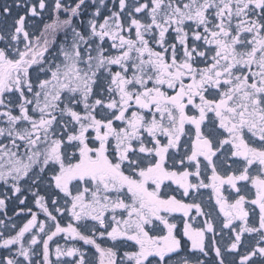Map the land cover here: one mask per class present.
<instances>
[{
    "label": "snow or ice",
    "instance_id": "1",
    "mask_svg": "<svg viewBox=\"0 0 264 264\" xmlns=\"http://www.w3.org/2000/svg\"><path fill=\"white\" fill-rule=\"evenodd\" d=\"M0 17V264H264V0Z\"/></svg>",
    "mask_w": 264,
    "mask_h": 264
},
{
    "label": "flooded vegetation",
    "instance_id": "2",
    "mask_svg": "<svg viewBox=\"0 0 264 264\" xmlns=\"http://www.w3.org/2000/svg\"><path fill=\"white\" fill-rule=\"evenodd\" d=\"M66 2H67V0H66ZM114 2V0H106V3H108L109 4V6H111V4ZM5 3H7V4H9V5H12L13 4V0H0V5H3V4H5ZM88 3H91V0H88ZM14 12H15V9H14ZM3 23H4V19L2 18V17H0V26H2L3 25ZM8 23H11V18H9L8 19ZM17 202H13V204L12 205H10V207H9V214H7L8 216H11V217H13V223H16V224H22L28 217H26V216H23V215H21L19 218H16L14 215H13V213L15 212V210H16V208H15V204H16ZM29 204H31L30 206L31 207H33V210L35 211L36 209H35V207H34V205H32V202H31V198H29V202H28V206H29ZM4 218V216H3V214H0V219H3ZM43 219V218H42ZM180 228L182 229V223H180ZM61 243H63V240L61 239V241H60ZM81 244H82V242H80ZM53 247H54V245H53ZM85 248H87V247H89V246H84ZM0 251H2V250H0Z\"/></svg>",
    "mask_w": 264,
    "mask_h": 264
},
{
    "label": "rangeland",
    "instance_id": "3",
    "mask_svg": "<svg viewBox=\"0 0 264 264\" xmlns=\"http://www.w3.org/2000/svg\"><path fill=\"white\" fill-rule=\"evenodd\" d=\"M10 212L8 211V213L7 214H9ZM0 214H3L2 212H0Z\"/></svg>",
    "mask_w": 264,
    "mask_h": 264
}]
</instances>
